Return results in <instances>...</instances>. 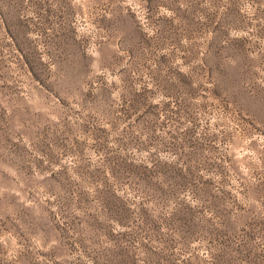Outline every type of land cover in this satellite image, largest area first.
Wrapping results in <instances>:
<instances>
[{
    "label": "rangeland",
    "instance_id": "obj_1",
    "mask_svg": "<svg viewBox=\"0 0 264 264\" xmlns=\"http://www.w3.org/2000/svg\"><path fill=\"white\" fill-rule=\"evenodd\" d=\"M0 264H264V0H0Z\"/></svg>",
    "mask_w": 264,
    "mask_h": 264
}]
</instances>
